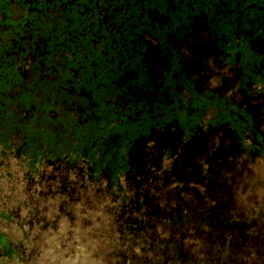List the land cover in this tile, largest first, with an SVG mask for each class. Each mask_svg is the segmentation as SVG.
<instances>
[{
  "label": "flooded vegetation",
  "instance_id": "af4514ba",
  "mask_svg": "<svg viewBox=\"0 0 264 264\" xmlns=\"http://www.w3.org/2000/svg\"><path fill=\"white\" fill-rule=\"evenodd\" d=\"M264 0H0V264H264Z\"/></svg>",
  "mask_w": 264,
  "mask_h": 264
},
{
  "label": "rangeland",
  "instance_id": "374dc122",
  "mask_svg": "<svg viewBox=\"0 0 264 264\" xmlns=\"http://www.w3.org/2000/svg\"><path fill=\"white\" fill-rule=\"evenodd\" d=\"M72 249L69 258H65L62 254L54 255L56 250L53 249V252H48L49 257L47 259H45L46 256L44 255L43 259L38 260L36 264H93L92 261L88 260V256L80 247L74 246Z\"/></svg>",
  "mask_w": 264,
  "mask_h": 264
},
{
  "label": "trees",
  "instance_id": "16d2710c",
  "mask_svg": "<svg viewBox=\"0 0 264 264\" xmlns=\"http://www.w3.org/2000/svg\"><path fill=\"white\" fill-rule=\"evenodd\" d=\"M262 47H263V50H264V43H263ZM239 264H242V263H239Z\"/></svg>",
  "mask_w": 264,
  "mask_h": 264
}]
</instances>
